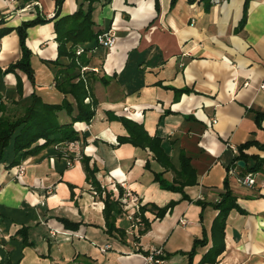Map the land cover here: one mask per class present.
<instances>
[{"label":"crops","instance_id":"1","mask_svg":"<svg viewBox=\"0 0 264 264\" xmlns=\"http://www.w3.org/2000/svg\"><path fill=\"white\" fill-rule=\"evenodd\" d=\"M56 1L0 0V28L15 29L37 14L51 20L27 30L35 86L41 91H52L54 84L53 69L44 63L57 58L53 18L71 15L85 3L62 0L58 7ZM94 6L96 31L114 30L116 44L112 49L88 45L87 70H97L90 79V100L97 106L90 123L74 128L100 187L115 200L129 192L137 198L139 212L132 201L121 203L115 225L124 236H109L104 193L99 195L86 179L81 160L71 158L69 165L54 144L18 166L9 167L8 157L0 164V262L144 264L151 249H160L161 264H189L186 253L205 238L192 257V264H199L213 244L218 211L212 205L225 193L227 178L244 213L234 209L227 216L225 249L215 264H264V170L252 173L253 187H242L237 178L246 175L253 161L243 166L234 162L239 145H264V120H257L264 113V0H110ZM20 56L13 30L0 39V67ZM18 79L22 99L34 89L21 71L3 78L0 95L9 115L23 110L14 90ZM119 119L160 137L174 169L158 163L148 148L119 143L128 136ZM244 152L264 158L257 146ZM181 153L196 174V184L184 188L189 200L154 180L161 173L173 182ZM171 202L162 218L150 209ZM142 217L149 227L139 236ZM58 218L79 227L66 229Z\"/></svg>","mask_w":264,"mask_h":264},{"label":"trees","instance_id":"2","mask_svg":"<svg viewBox=\"0 0 264 264\" xmlns=\"http://www.w3.org/2000/svg\"><path fill=\"white\" fill-rule=\"evenodd\" d=\"M61 2L62 0L56 1L58 7H60ZM84 2L73 14L63 17L56 14L53 18L55 40L58 44L57 58L53 61H44L48 67L53 69L54 84L52 91H41L36 88L34 71L31 66V51L26 46L27 30L30 27L45 24L51 20L37 14L33 20L22 22L15 29L0 28V39L11 31H16L21 53L17 61L11 63L5 69L0 67V94L3 88V78L7 74L16 73V71L24 73L34 88L27 99H22V83L18 79L14 90L18 100L22 101L23 110L16 115L6 113V104L2 101L0 95V164L10 157L9 167L18 166L29 155L34 154L41 148L77 140L79 138L74 125L79 122L90 123L93 119L97 103L93 99L90 100V79L93 77L94 72L87 70L91 64L90 58H87V52L92 49L88 45H97V36L101 34L100 31H96L93 21L94 5L96 3L106 4L110 0H84ZM174 2L175 0H171L172 4ZM2 22L0 20V25ZM243 23L244 19L241 25ZM78 47H83V51L79 55L76 54ZM179 92H187V90H180ZM12 103L18 102L12 100ZM119 120L128 133L127 137L119 138V143H130L142 149L148 148L154 154L158 163L167 169H174L170 162L169 153L164 149L160 137L149 136L141 125L134 122L125 119ZM257 120L259 122L264 120V113L257 114ZM39 142H43V144H39ZM251 146H257L264 150V145H259L256 141L246 142L238 146V155L234 159V162L247 163L249 159L253 161V166L246 169V174L264 170V158L245 154L244 151ZM81 161L84 163L86 179L91 182L99 195L104 193L102 201L104 203L103 216L106 233L109 236L122 239L124 232L115 225L116 218L121 213L120 199L115 200L112 198L111 193L103 190L94 178L96 169H90L84 158ZM179 163L180 169L176 171V179L173 182H167L161 173H155L154 180L161 189L178 192L184 200H189L184 193V188L196 184V174L190 165L189 158L183 153L179 156ZM234 167L238 166L234 164ZM224 187L225 193L221 195L218 202L212 205L218 211L212 226L213 244L207 253L203 255L199 264H215L217 262L218 257L225 249L224 232L227 216L234 209L244 213L236 203L237 199L227 178L224 180ZM173 205L174 203L171 202L163 208H158L151 204L150 209L156 212L157 218H162ZM145 211L144 206L141 208V213ZM58 221L69 230H76L79 227V223H73L64 218H58ZM142 222L143 228L139 230V236L144 234L149 227V223L144 217H142ZM135 241L138 242V238H135ZM23 242L26 243L25 240ZM205 242V238L196 240L192 250L186 253L189 257V264H192V257L196 248L205 244ZM143 254L146 255L147 253ZM160 259L163 260L164 258L160 257ZM0 264L3 263L0 262Z\"/></svg>","mask_w":264,"mask_h":264},{"label":"built area","instance_id":"3","mask_svg":"<svg viewBox=\"0 0 264 264\" xmlns=\"http://www.w3.org/2000/svg\"><path fill=\"white\" fill-rule=\"evenodd\" d=\"M215 2H219V0H213ZM116 44V34L114 30H110L106 33L99 34L97 36V46L104 47L106 49H112ZM82 49L78 48L76 50V54L79 55L82 53ZM86 70V69H84ZM92 71L97 72L96 69H92ZM264 89V84L261 86ZM212 123H215V120H212ZM81 141L79 139L73 140L70 142L62 143L60 145L55 146V149L60 152V154L68 159L69 165L71 162V158L74 160H81L83 155L81 153ZM236 151L235 148H233ZM237 183L242 187H253L255 184V178L253 174H246L244 176H239L237 178ZM123 185V184H122ZM122 204H125L127 201H132L136 212H139V205L137 204V198L132 196L129 192H126L122 197L119 198ZM132 219V216L129 217ZM137 224L140 222L139 219H136ZM182 225H185V221H181ZM136 226V225H135ZM137 227V226H136ZM162 251L160 249H151L149 254L144 257V264H161L162 259Z\"/></svg>","mask_w":264,"mask_h":264},{"label":"water","instance_id":"4","mask_svg":"<svg viewBox=\"0 0 264 264\" xmlns=\"http://www.w3.org/2000/svg\"><path fill=\"white\" fill-rule=\"evenodd\" d=\"M238 165H239V166H243L244 163L240 161V162H238Z\"/></svg>","mask_w":264,"mask_h":264},{"label":"rangeland","instance_id":"5","mask_svg":"<svg viewBox=\"0 0 264 264\" xmlns=\"http://www.w3.org/2000/svg\"><path fill=\"white\" fill-rule=\"evenodd\" d=\"M100 48H102V47H100Z\"/></svg>","mask_w":264,"mask_h":264}]
</instances>
